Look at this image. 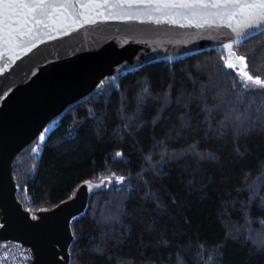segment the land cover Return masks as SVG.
<instances>
[{
  "label": "trees",
  "instance_id": "1",
  "mask_svg": "<svg viewBox=\"0 0 264 264\" xmlns=\"http://www.w3.org/2000/svg\"><path fill=\"white\" fill-rule=\"evenodd\" d=\"M232 51L240 66L214 51L101 81L16 154L31 218L121 178L92 184L64 264H264V86L234 70L264 83V31Z\"/></svg>",
  "mask_w": 264,
  "mask_h": 264
},
{
  "label": "water",
  "instance_id": "2",
  "mask_svg": "<svg viewBox=\"0 0 264 264\" xmlns=\"http://www.w3.org/2000/svg\"><path fill=\"white\" fill-rule=\"evenodd\" d=\"M264 31V0H0V243L31 264H64L69 221L92 184L31 218L16 202L10 164L66 107L100 82L159 60L222 51Z\"/></svg>",
  "mask_w": 264,
  "mask_h": 264
},
{
  "label": "built area",
  "instance_id": "3",
  "mask_svg": "<svg viewBox=\"0 0 264 264\" xmlns=\"http://www.w3.org/2000/svg\"><path fill=\"white\" fill-rule=\"evenodd\" d=\"M31 261L29 248L12 242L0 244V264H31Z\"/></svg>",
  "mask_w": 264,
  "mask_h": 264
},
{
  "label": "rangeland",
  "instance_id": "4",
  "mask_svg": "<svg viewBox=\"0 0 264 264\" xmlns=\"http://www.w3.org/2000/svg\"><path fill=\"white\" fill-rule=\"evenodd\" d=\"M234 70L236 71V73L239 74L240 78L243 80V82L247 86L254 87V88H261L264 86L263 82H261L257 79L249 78V77L245 76L243 74V72L237 71L236 69H234ZM47 128H44L42 133H45ZM120 181H121V178L119 176H117L116 174L115 175L114 174H107V175L101 176L98 180L90 182V184L99 183L100 186L97 185L96 187L105 188L112 183L118 184V183H120ZM35 216H36V214L32 215V217H35Z\"/></svg>",
  "mask_w": 264,
  "mask_h": 264
}]
</instances>
